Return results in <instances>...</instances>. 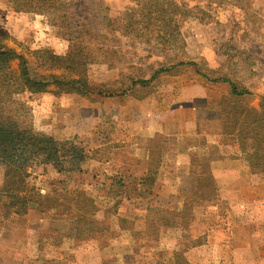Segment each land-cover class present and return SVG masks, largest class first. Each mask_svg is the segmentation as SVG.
Here are the masks:
<instances>
[{"label": "rangeland", "instance_id": "374dc122", "mask_svg": "<svg viewBox=\"0 0 264 264\" xmlns=\"http://www.w3.org/2000/svg\"><path fill=\"white\" fill-rule=\"evenodd\" d=\"M157 1L164 3L0 0L1 43L25 54L33 72L51 70L54 64L36 53L42 49L74 62L73 71L61 66L52 69L55 73L119 89L128 88L135 79H150L162 67L172 70L121 96L86 97L54 86L48 92L22 94L38 131L75 140L86 148L87 160H101L107 168L59 176L52 165H33L26 186H34L32 177H47L45 186L40 185L46 198H39L37 204L41 200L48 215L53 210L78 216L79 242L94 232L105 249L97 254L95 264H264V175L247 167L251 174L239 184L231 173L228 178L218 175L223 173L220 170L243 169L239 164H220L214 170L213 149H198L200 153L191 154L190 165L182 163L180 153L192 143L178 138L184 136L180 134L184 123L176 120L173 126L169 121L165 126L159 118L189 81L204 82L221 104L231 90L229 83L213 81L222 77L252 92L240 99L242 107H261L264 0H171L179 5L177 12L164 3V13L157 10L151 18L148 10ZM19 2L52 8L46 13L18 12ZM131 17L139 36L116 29ZM175 28L177 42L172 39ZM181 60L196 65L179 64ZM219 113L222 117L221 106ZM214 129L209 125L208 130ZM167 133L172 139H165L164 145ZM220 134V143L236 146L233 137L224 135L222 119ZM144 143L151 147L148 158L141 159L134 148ZM121 144L129 145L119 150ZM121 154L129 170H115ZM137 154L144 156L143 151ZM244 162L241 166H248ZM210 169L218 176H214L215 189L208 186ZM4 170L0 167L1 175ZM2 188L0 211L9 217L14 208Z\"/></svg>", "mask_w": 264, "mask_h": 264}, {"label": "trees", "instance_id": "16d2710c", "mask_svg": "<svg viewBox=\"0 0 264 264\" xmlns=\"http://www.w3.org/2000/svg\"><path fill=\"white\" fill-rule=\"evenodd\" d=\"M163 1L172 7V13L179 10V5L176 2ZM164 3L163 5L159 1L154 3L148 10V15L152 18L153 13L157 10H163L162 13H164L166 9ZM169 7L167 11H170ZM51 8H47L43 4L37 7H25L21 6L19 2L15 11L46 13ZM135 20L134 17H131L123 28L118 26L116 29L126 35L139 36V30L133 27ZM172 39L174 42L178 41L176 28L172 32ZM36 53L48 56L54 62L49 67L51 70H44L40 74L33 72L27 56L13 48L4 46L0 39V167L5 169V183L1 192L10 197L9 206L20 215L28 212L30 203H37L39 198H46L35 186H26L30 176V167L52 165L60 173L82 171L83 164L90 158L86 148L75 140H59L51 134L38 131L33 124L32 108L21 97L22 94L27 92L31 94L44 93L50 91V88L54 86L58 91L76 92L86 97L121 96L132 92L138 84L146 87L161 73L172 71L171 67H162L155 71L150 79H135L132 80L128 88L119 89L108 84L96 85L84 77L75 78L72 76L70 78L63 74H57L52 69L63 66L73 71L74 62H65L68 58L58 56L49 49H42ZM178 63L196 65L195 62L182 60ZM198 74L204 77V74L199 71ZM213 81L229 83L231 87L228 96L222 97L220 106L223 133L228 137H233V142L237 146L238 151L235 157L246 161L253 172L264 175V101L260 108L242 107L240 99L252 94L251 91L240 89L229 77L215 78ZM229 97L231 99H228ZM206 173L209 179L208 186L215 189L216 183H214L215 177L212 170L210 169ZM122 183L121 181L120 184L122 185ZM39 204L42 206L43 202L40 200ZM43 210L46 211L45 208Z\"/></svg>", "mask_w": 264, "mask_h": 264}, {"label": "crops", "instance_id": "0c3cea01", "mask_svg": "<svg viewBox=\"0 0 264 264\" xmlns=\"http://www.w3.org/2000/svg\"><path fill=\"white\" fill-rule=\"evenodd\" d=\"M219 111L220 102L215 101L212 94H209L207 85L204 82L189 81L182 86L181 92L178 94L176 100H173L172 106L164 107L159 112L161 114L159 118L161 117L165 126L166 124L168 125L169 121H172L173 126L176 120L184 123V126H182L184 130H180V134H184V136H179L178 138H185L187 140L186 143L190 141L192 143L180 153L179 158L182 163L190 165L191 154L193 152L200 153L197 152L198 149H213L216 157L215 161L211 162L210 167L214 170H219L218 165L220 164H239L243 170H220L223 173L218 174L228 178L229 174L227 173H231L234 179H239L236 180L239 184V182L244 181L245 175L251 173L249 170H245L249 166H245V164L241 166L244 161L235 157L237 155V148L233 143L230 145L220 143L221 116ZM158 124V127H162L160 122ZM209 125H213L217 130H208ZM168 133L165 135L164 145L166 143L165 139H172V136L169 137ZM189 136L193 139L189 140ZM124 144H121L123 147L120 146L119 150L127 148L129 145ZM150 147H147L146 143L142 146L136 144L134 150L136 155H141V159H143L145 156L148 158ZM229 147L231 148L230 151L228 150ZM127 151L131 153L132 150ZM139 151H143L144 156L137 154ZM121 157L123 158L120 159L119 157L118 164L114 166L115 170H129L126 167L128 163L125 162V154H121ZM130 160L131 158H129V162ZM101 165L103 168L100 167ZM105 167L106 164L98 159H90L83 164V170L89 171L106 170L107 168ZM213 173L218 178L217 173L215 171ZM57 174L59 176L63 175V173L59 172ZM4 178V174L1 175L0 172V188L4 186ZM32 178L34 186L38 185L36 187L37 190L40 193L44 191L40 185L43 183L42 185L45 186L44 183L47 177L44 175V179L42 176L39 178L35 177V179ZM43 209L40 204L30 203L28 212L23 215L17 214L15 209H13L9 217H4L0 211V264H95V257L105 249L103 245L98 244L96 241L94 232H92L90 238L89 236H84L86 238L85 241L79 242L78 216L57 214L53 213V210L48 215ZM86 234L85 232L84 235Z\"/></svg>", "mask_w": 264, "mask_h": 264}, {"label": "built area", "instance_id": "2783aa9c", "mask_svg": "<svg viewBox=\"0 0 264 264\" xmlns=\"http://www.w3.org/2000/svg\"><path fill=\"white\" fill-rule=\"evenodd\" d=\"M37 175V174H36Z\"/></svg>", "mask_w": 264, "mask_h": 264}]
</instances>
